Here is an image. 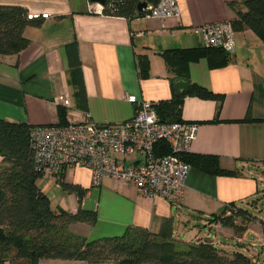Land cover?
I'll return each instance as SVG.
<instances>
[{
    "label": "crops",
    "instance_id": "crops-1",
    "mask_svg": "<svg viewBox=\"0 0 264 264\" xmlns=\"http://www.w3.org/2000/svg\"><path fill=\"white\" fill-rule=\"evenodd\" d=\"M242 1L176 0L177 18L147 20L90 14L88 0H0V5L48 15L41 26L24 30L27 48L17 55L0 56V119L57 126L63 110V122L69 118L80 122L88 113L94 123L116 124L136 112L127 96L155 106L168 102L176 95L173 87L180 80L176 78L180 68H169L161 54L199 48L193 28L231 22L235 15L228 4ZM234 41L235 53L221 67H211L206 58L184 65L183 81L219 95L221 101L185 95L179 108L182 122L198 125L190 151L181 160L215 157L221 170L233 174L210 175L188 164L191 171L179 205L162 198L146 199L132 184L110 178L95 187L86 168L62 172L65 183L85 190L80 205L74 194L61 189L57 178H48L52 184L47 191L37 181L56 208L76 213L80 207L96 213L94 223L71 225L73 234L87 241L120 237L128 228L157 234L163 221L170 220L177 242L210 241L228 255L242 253L255 264H264V220L249 213L261 202L264 205V43L248 29L235 32ZM139 56L148 59L146 79L139 77ZM63 98L68 106L61 103ZM113 158L125 166L141 160L137 155ZM230 204L250 216L249 222L236 219L243 228L239 233L210 221L213 216L229 215ZM221 239L234 241L235 247H227ZM39 264L86 263L41 260Z\"/></svg>",
    "mask_w": 264,
    "mask_h": 264
},
{
    "label": "trees",
    "instance_id": "trees-1",
    "mask_svg": "<svg viewBox=\"0 0 264 264\" xmlns=\"http://www.w3.org/2000/svg\"><path fill=\"white\" fill-rule=\"evenodd\" d=\"M140 0H105V16L133 19L141 17L137 11ZM235 18L230 22L235 32L252 31L264 43V0H244L229 3ZM29 12L20 6L0 5V56L17 55L29 45L23 36L27 27H39L42 18L29 19ZM161 56L169 68L178 65L176 78H186L184 65L193 59L206 58L211 67H221L229 56L220 49L204 48L169 50ZM139 77L149 76L148 59H137ZM183 70V72L181 71ZM80 77L79 68L75 70ZM185 81V80H184ZM78 86L81 83L78 81ZM185 95L221 101L219 95L191 84L187 94L175 95L168 102L155 106L163 123L182 122L179 108ZM61 123L64 112L60 111ZM24 123L0 119V264H39L41 260H74L86 264H255L242 253L228 255L218 250L210 241L182 243L173 240L170 220H164L159 232L128 228L120 237L87 241L73 234L70 226L76 223H94L96 213L78 208L76 213L61 208L51 209L48 197L37 186L44 174L36 171L32 161L30 129ZM169 153L168 146L159 142L154 154L161 157ZM182 161L210 175H231L218 166L215 157H182ZM57 181L63 191L74 194L80 205L85 190L64 182L62 173ZM229 215L213 216L210 221L222 227L243 231L236 225L237 218L250 221L247 211L227 206Z\"/></svg>",
    "mask_w": 264,
    "mask_h": 264
},
{
    "label": "built area",
    "instance_id": "built-area-1",
    "mask_svg": "<svg viewBox=\"0 0 264 264\" xmlns=\"http://www.w3.org/2000/svg\"><path fill=\"white\" fill-rule=\"evenodd\" d=\"M140 0L139 2H142ZM88 12L105 15L104 5L90 3ZM179 16L176 0H154L141 18L171 20ZM29 19H47V14H29ZM193 33L204 48L220 49L228 56L235 53V31L230 22L206 24L193 28ZM68 106L67 98L60 99ZM126 101L136 106L134 116L122 123L97 124L90 115L76 122L67 119L65 126H34L29 137L32 161L36 171L57 178L69 168L90 171L93 186H101L105 178L132 184L146 199L162 198L169 204L179 205L184 198L185 184L191 168L181 160L190 151L196 138V123H163L155 105L127 96ZM168 146L169 153L154 154L159 142ZM137 155L141 160L125 166L113 156Z\"/></svg>",
    "mask_w": 264,
    "mask_h": 264
},
{
    "label": "water",
    "instance_id": "water-1",
    "mask_svg": "<svg viewBox=\"0 0 264 264\" xmlns=\"http://www.w3.org/2000/svg\"><path fill=\"white\" fill-rule=\"evenodd\" d=\"M88 1H89V3H95V4H99L101 6H103L105 3V0H88ZM151 3H154V0H143L142 2H139L137 4V11L141 14V17L143 15V13L147 12L148 5ZM173 88H174V92L176 95H179L182 92L188 93V91H189L188 83L183 81V80H178L175 83Z\"/></svg>",
    "mask_w": 264,
    "mask_h": 264
},
{
    "label": "rangeland",
    "instance_id": "rangeland-1",
    "mask_svg": "<svg viewBox=\"0 0 264 264\" xmlns=\"http://www.w3.org/2000/svg\"><path fill=\"white\" fill-rule=\"evenodd\" d=\"M48 178H49L48 174H44V176L41 179L38 180V185L41 186V187L45 186L46 187V191H47V189L50 188V186L52 184V183L49 182ZM44 193H45V191H44ZM50 206H51L52 209H56V204L54 202H53V204H50ZM249 213L259 217L262 220H264V205H263V203L261 202L258 205L257 210L255 208H252L251 210H249ZM238 221L240 223V220H238ZM241 224H242V222H241ZM219 241H221L222 243H226L225 245L227 247L228 246H232V249L235 247V242L234 241L224 240V239H221Z\"/></svg>",
    "mask_w": 264,
    "mask_h": 264
}]
</instances>
